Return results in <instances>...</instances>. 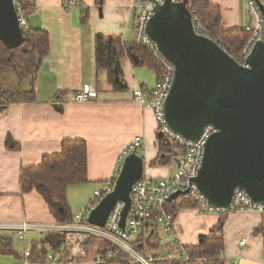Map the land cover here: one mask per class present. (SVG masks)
Wrapping results in <instances>:
<instances>
[{"label": "crops", "instance_id": "obj_1", "mask_svg": "<svg viewBox=\"0 0 264 264\" xmlns=\"http://www.w3.org/2000/svg\"><path fill=\"white\" fill-rule=\"evenodd\" d=\"M66 1L71 4L67 6ZM33 3L35 10L26 19V28L47 33L49 53L36 76L35 101L0 109V223L26 221L48 225L54 223L53 216L35 191L22 192L20 171L40 165L44 156L59 154L63 141L86 143L87 183L103 186L108 182L119 154L136 137L142 140L139 156L144 162L143 176L165 178L169 167L150 166L158 156L156 123L151 110L132 99V92L139 86L151 90L156 80L152 70L139 65L135 55L129 53L120 61L125 92L112 91L102 82L94 100L74 101V94L83 86L95 88V36L120 37L124 44L136 42L131 0H33ZM210 3L220 9L225 30L244 29L251 21L245 0H210ZM82 16H86L84 22ZM7 136L19 149L6 148ZM218 221L215 214L182 208L174 217L171 234H165L166 242L162 243L157 233L152 242L160 245L163 256L165 250L172 253L175 245L196 246L211 236L210 230ZM9 236L13 238L11 233ZM222 237L225 264H264L261 214L252 211L227 214ZM13 243L10 249L0 252V259L11 261L0 264H11L22 255L24 246L15 250Z\"/></svg>", "mask_w": 264, "mask_h": 264}, {"label": "water", "instance_id": "obj_2", "mask_svg": "<svg viewBox=\"0 0 264 264\" xmlns=\"http://www.w3.org/2000/svg\"><path fill=\"white\" fill-rule=\"evenodd\" d=\"M21 34L14 1L0 0V40L16 47ZM147 35L175 70L164 106L168 127L189 141L206 125L216 130L193 179L199 191L216 207L227 206L235 189L264 203V43L254 45L243 65L215 41L196 34L189 10L169 0L154 9ZM143 171L139 155L127 156L112 191L90 211L88 223L104 227L120 202L119 226L124 228L131 188ZM182 194L174 193L168 201Z\"/></svg>", "mask_w": 264, "mask_h": 264}, {"label": "built area", "instance_id": "obj_3", "mask_svg": "<svg viewBox=\"0 0 264 264\" xmlns=\"http://www.w3.org/2000/svg\"><path fill=\"white\" fill-rule=\"evenodd\" d=\"M21 30L26 29V18L22 11L23 0H13ZM33 3V0H30ZM166 0H131L130 7L135 13L136 43L147 46L160 60L161 74L154 87L149 90L139 86L133 91L132 99L153 112L157 124V133L168 144H176L182 149V154L171 160L168 176L154 179L142 176L130 192V205L125 219V226H119L123 203L118 202L109 213L104 227H96L88 223L90 211L99 201L112 191L119 175L124 159L132 153L140 154L142 140L136 137L127 145L116 159L111 178L104 183L101 190L93 193V198L80 212L76 213L70 224L53 223L36 225L22 221L18 223H0V232H9L24 244L22 255L11 264H108L113 262L120 252H124L128 260L137 264H155L148 244L152 242L157 232L171 234L174 217L166 211V206L172 205L178 199L192 200L194 209L202 214L227 216L235 212L252 211L264 216V203L251 199L243 190L235 189L227 206L216 207L208 202L193 179L202 165L204 146L207 140L216 132L212 125H206L199 137L189 141L173 132L164 118V106L168 97L173 78L174 67L159 52L155 43L147 35V24L153 16L154 9ZM178 3V0H169ZM251 15L250 23L244 28L250 34L241 53V64L258 42L264 43V16L260 5L264 8V0H245ZM71 4L67 2V6ZM193 30L196 34L209 38L207 31L191 12ZM96 98V92L89 86H83L74 94L76 103H86ZM181 192L175 200L169 202L170 195ZM29 232H58L65 235L63 251L49 253L44 261L31 260L30 247L26 244ZM141 240V251L135 249L134 243ZM93 241V242H92ZM112 246L107 249L102 243ZM138 243V242H137ZM242 240V245L244 244ZM65 252V254H64ZM175 253H168L161 259L172 263H188L191 258L189 250L181 245H175Z\"/></svg>", "mask_w": 264, "mask_h": 264}, {"label": "trees", "instance_id": "obj_4", "mask_svg": "<svg viewBox=\"0 0 264 264\" xmlns=\"http://www.w3.org/2000/svg\"><path fill=\"white\" fill-rule=\"evenodd\" d=\"M183 1L178 0V3ZM186 8L195 15L211 40L215 41L234 60L242 62L241 53L250 37L248 32L244 29L225 30L222 25L221 11L217 6L211 4L210 0H188ZM34 10V3L30 0H23L22 11L26 19ZM85 20L86 16H82V21ZM94 50L96 71L94 90L96 94L100 91L102 82L115 92L127 90L120 61L129 53L137 57L139 65L152 70L155 80L161 74L160 60L155 58L147 46L139 43L124 44L120 37L97 35L94 39ZM48 53V35L40 29L27 27L22 30L21 42L16 47H10L0 40V69L11 71L19 86L24 81L28 83L27 89L23 91H5L0 88V109L10 104L33 103L35 101L36 76L43 58ZM5 145L9 150L19 149L18 144H15L9 136L6 138ZM157 146L158 156L150 163L151 167H169L171 160L182 154V149L178 145L168 144L159 137H157ZM86 173V143L82 140H66L62 142L59 154L44 156L40 165L23 168L20 171L21 189L23 193L35 191L42 198L54 218V223L70 224L75 214H71L69 210L67 190L70 186L87 183ZM193 207L192 200L178 199L172 205L166 206V211L175 217L179 209ZM226 218L227 216H219L217 225L210 230V237L203 238L201 243L196 246L186 247L191 258L188 263H172L161 259L160 245L150 242L148 248L156 259L155 264H225L222 256L224 249L222 231ZM4 233L6 234L0 235V252L10 249L13 243L9 232ZM39 233L44 236V239L39 242H30L31 260L44 261L47 254H57L63 251L64 234L58 232ZM137 242L134 243V247L141 251V240ZM102 246L107 249L112 248L108 243H102ZM46 247H49L51 252ZM174 251L175 248L172 253H175ZM157 252L159 253L157 254ZM108 264L137 263L128 260L127 255L120 252L117 258Z\"/></svg>", "mask_w": 264, "mask_h": 264}, {"label": "rangeland", "instance_id": "obj_5", "mask_svg": "<svg viewBox=\"0 0 264 264\" xmlns=\"http://www.w3.org/2000/svg\"><path fill=\"white\" fill-rule=\"evenodd\" d=\"M188 0H184L182 2V5L184 7H187ZM187 9V8H186ZM18 81L15 79L14 75L12 74L11 71L7 69H0V88L5 91H23L27 89V81H24L20 86L17 83ZM146 87V86H145ZM149 88H152L153 86H148ZM150 110V109H149ZM152 112V111H151ZM153 113V112H152ZM154 116V115H153ZM155 119V118H154ZM156 123V120H155ZM156 134H157V124H156ZM157 136V135H156ZM102 189V184L100 183H85L82 185H77V186H70L68 187L67 190V203L69 210L71 214H76L80 212L84 207L89 203V201L93 198V192L94 190H101ZM159 237H162V243L166 242L165 241V234L157 232ZM44 239V236L40 233H31L29 232L26 235V240L27 243L31 241L39 242ZM161 240V238H160ZM12 241L14 242V249L16 250L17 248L21 249L23 248V243H20L16 236L13 234V239ZM93 242V241H92ZM29 245V244H28ZM46 249L51 252L49 247H46ZM23 250V249H22ZM159 252H157L158 254ZM168 253V251L165 250V255ZM160 257L162 256L161 252L159 253ZM0 261H5V262H10L11 259H0ZM199 262V261H198ZM200 264V263H198Z\"/></svg>", "mask_w": 264, "mask_h": 264}]
</instances>
